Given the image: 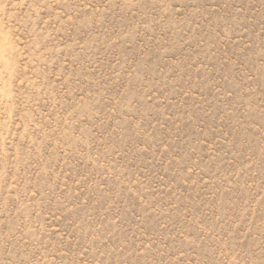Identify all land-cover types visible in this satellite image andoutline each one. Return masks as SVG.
Returning <instances> with one entry per match:
<instances>
[{
	"label": "rangeland",
	"instance_id": "obj_1",
	"mask_svg": "<svg viewBox=\"0 0 264 264\" xmlns=\"http://www.w3.org/2000/svg\"><path fill=\"white\" fill-rule=\"evenodd\" d=\"M0 264H264V0H0Z\"/></svg>",
	"mask_w": 264,
	"mask_h": 264
}]
</instances>
